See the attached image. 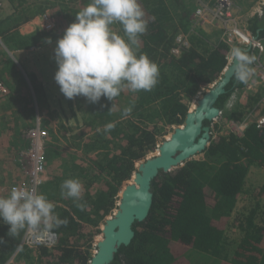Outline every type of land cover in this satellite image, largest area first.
<instances>
[{
	"label": "trees",
	"instance_id": "16d2710c",
	"mask_svg": "<svg viewBox=\"0 0 264 264\" xmlns=\"http://www.w3.org/2000/svg\"><path fill=\"white\" fill-rule=\"evenodd\" d=\"M41 1L38 8H43L33 15L49 10L59 32L74 22L79 12L74 9L82 6L73 5L76 0ZM139 2L149 22L136 48L138 54L144 53L157 63L158 83L151 91L133 93L125 89L114 101L101 97L98 103H89L85 97H77L82 120L78 121L79 128L78 125L70 128L74 131L67 139L71 138L90 161L86 168H80L84 176L79 179L83 188L79 203L85 205L84 210L72 198L61 195V184L69 176L51 175L40 190L43 193L51 190L47 198L55 205L59 218H66L68 224L53 229L58 236L55 246L37 249L24 246L16 252L15 259L29 260L28 264H89L92 255L87 244L99 232L98 225L110 213L115 195L131 178L136 162L155 149L162 128L184 123L189 101L221 76L229 46L218 37L215 42L208 41L216 32L189 34L190 45L178 55L171 52L175 36L188 29L191 9L185 0ZM20 15L21 20L30 18ZM13 25L0 31L16 46L46 41L44 32L37 30L22 36L11 30ZM112 26H116L113 31L124 35L121 24ZM248 28L264 36V9L261 16L254 15L248 21ZM243 86L233 75L225 93L218 97L217 106L221 108L226 97ZM122 97L127 99L124 103ZM257 99L258 95H248L246 106H238L227 118L241 120ZM127 106H133V111L122 118V110ZM110 122L115 127L105 133L103 128ZM210 122L205 120L204 124ZM263 149L264 127L257 128L251 122L241 137L228 132L214 139L211 133L208 145L200 152L202 158L188 159L169 171H159L152 181L153 200L147 217L134 222V237L128 245L118 247L111 264H194L187 257L189 252L209 256L215 264H264V222H254L256 204L242 218L233 216L236 201L245 191L249 168L264 163ZM262 185L259 197L264 196ZM260 203L264 202L260 201L258 208L264 220L261 208L264 205ZM230 219L237 223L233 225L239 226L242 234L228 253L224 225ZM9 227L0 220V238L4 241L0 244V264L15 253L24 233L11 237Z\"/></svg>",
	"mask_w": 264,
	"mask_h": 264
},
{
	"label": "clouds",
	"instance_id": "9594fccd",
	"mask_svg": "<svg viewBox=\"0 0 264 264\" xmlns=\"http://www.w3.org/2000/svg\"><path fill=\"white\" fill-rule=\"evenodd\" d=\"M145 17L139 0H90L75 15L74 22L54 48L57 64L54 80L64 97L83 96L89 103H98L101 97L114 101L125 89L133 93L151 91L158 83L159 67L146 54H138L136 48L139 36L147 31L149 21ZM117 22L122 25L123 36L111 28ZM46 42L51 43V39ZM231 57L235 61L236 79L247 84L255 75L252 65L256 56L241 47H233ZM132 111L133 106L124 107L122 118L130 116ZM114 127V123H107L103 131L107 133ZM81 193L78 179H66L61 184V195L72 198L84 210L85 205L79 203ZM54 208L47 196L34 188L13 186L8 196L0 197V220L10 226L11 237L26 230L43 240L53 229L68 224Z\"/></svg>",
	"mask_w": 264,
	"mask_h": 264
},
{
	"label": "rangeland",
	"instance_id": "374dc122",
	"mask_svg": "<svg viewBox=\"0 0 264 264\" xmlns=\"http://www.w3.org/2000/svg\"><path fill=\"white\" fill-rule=\"evenodd\" d=\"M11 1L12 0L10 1L7 0L6 2L7 7L9 8L7 10V13L13 10L12 5L10 4L8 5V3H10ZM199 1L200 0H185L186 4L188 3L187 5L191 9L189 16ZM41 3H42L41 0H22V2H18V4L20 5L18 7L20 9L23 8V11L27 12L25 15L29 17V15H33L34 13H36V11L43 8V7L38 8L42 5ZM88 3H90V0H78V1L76 0V2H74L73 5L80 4L82 6L80 8H75L74 10H76V12L80 11ZM248 11H249V8L248 10H246V13ZM246 13L244 12V10L240 9L241 19H242L243 24L244 22L248 24V21L252 18V17L247 16ZM12 14L13 13L11 12L3 18L0 17V21H3L5 23L8 16ZM74 15L75 14H73V17ZM19 18L21 20L22 16L20 15ZM39 22L40 20L36 24V21H33L32 22L33 27L36 28L37 25L39 26ZM18 24L19 22L14 23V25L16 26ZM25 27L27 28L30 26L27 25ZM111 28L112 30H115L116 26L113 27L111 25ZM217 36H218L217 33H213V37H210V40L208 41L215 42L216 39L214 38H217ZM0 47L5 48V45L2 42V40H0ZM55 47L56 46H54V48ZM54 48H51V51H49L45 55V58H44L45 63H43V66L45 67L49 66L51 70L54 71L52 74L53 76L55 72L57 71V64L54 59ZM53 82H54V79H53ZM211 86L212 84H209L207 87L202 88L193 97V99L189 101V109L194 107L193 105L195 104L196 99H198L202 95V93L208 90ZM59 96H61L64 99V101L60 103L52 104L53 105L52 115L50 117L52 127H49L48 124H46L45 127L43 126L42 116L39 113L40 111L45 110L46 105L49 106L48 102L46 103V105L45 103H41L38 105V102H37L36 108L38 109L37 111L39 110L40 111L34 117L30 116V114H26L25 119H30V123L29 124L24 123V125L23 123L17 124V122L14 125V122L9 120L7 117H4L3 115L7 113L6 109L9 107L7 106V104L6 105L0 104V117H1L0 119V197L8 196L13 184H25L27 182L28 177H29L28 170L30 168V159L28 157L27 149H29L30 147L31 140L28 141V139H26L25 133L27 130L29 131V129H32L36 125H38L39 131L43 133L46 137L44 150H45V162H46L45 166H46L48 176L53 175V174H57V175L65 174L66 176H69V179L75 178L78 180L81 179L82 176H84V174L82 175L83 172L80 173V168L82 167L86 168V166H88L90 161L87 159V156L83 153V150L81 149L80 151L79 148L77 149V145H74L73 142H71V138H70V141L67 139L69 136L72 135L74 131V130H71L70 128L73 129L75 128L76 125H78V128H79L80 125L78 124V121L81 123V120H82V118H80L81 110L76 104L77 99H78L77 97L79 96L75 97L74 99H67L60 92V90L57 89V94L55 95V97L59 98ZM126 100H127L126 97H122L121 103H124ZM244 101H245V96H244V92L242 89H238V91L231 92L229 94L228 99L226 97L225 101H223V105L220 108L221 112L218 118L211 120L212 122L209 123V127H211L212 129L211 133L214 139L217 138L219 135L226 133L225 130H221L217 126L220 125V123L222 124V120L224 118H227V115L231 111L236 110L238 106L245 107L246 104H244ZM47 108L51 109L50 107H46V109ZM180 125H174L171 127L165 126L164 128L161 129V135L158 138V143L155 149L147 153L144 159L136 162L135 171L137 170V166L140 162L156 154L157 146L161 143V141L170 136L174 127H177ZM25 128H28V129H25ZM72 153H74L73 156H72ZM202 156H203L202 153H197L196 155L192 156L190 159L192 158L199 159V158H202ZM134 172L131 178L125 181L122 186H125L126 184L132 182V177L134 176ZM49 179L50 178H48L46 182H48ZM263 183H264V166L252 165L249 168V171L246 176V182L244 186L245 191L243 192V194L239 195L236 201V206L233 209V216L236 215L242 218L244 214L246 213V211L248 210V208H251L252 210L254 209V206L256 204L254 222L255 223L264 222L263 218L260 215L261 214L260 211H258V208H260L259 202L260 201L264 202V198H263L264 196L259 197L258 195L259 191L263 187L262 185ZM43 184L38 186L37 192L43 193L40 190ZM121 188L115 195L114 205L110 213L98 225L99 232L97 234H94L92 237V240L89 241L87 244V250L91 255L96 250V242L102 238L101 228H102L103 221L108 216H110L117 207L116 197H119L121 193ZM47 189H50V187ZM49 193H52L51 190L48 193H43V194H45L46 196H49ZM53 197H56V196H53ZM260 204L264 205V203H260ZM261 208L264 209V206H261ZM233 223L237 225V223L233 219H230L228 223L224 225L225 237L228 243V245L226 246L227 248L226 252L228 253H231L233 251L236 243L239 241L241 234H242L239 229V226L233 225ZM78 245H80V243ZM187 257L194 264H215L209 256L201 257V255L198 253L189 252ZM28 262L29 260L17 258V259H14L13 262H10V264H28ZM32 264H35V263L32 262Z\"/></svg>",
	"mask_w": 264,
	"mask_h": 264
},
{
	"label": "built area",
	"instance_id": "2783aa9c",
	"mask_svg": "<svg viewBox=\"0 0 264 264\" xmlns=\"http://www.w3.org/2000/svg\"><path fill=\"white\" fill-rule=\"evenodd\" d=\"M4 4L5 0H0V11ZM240 9V5L234 0H200L188 18L187 31H181L175 36V43L171 49V52L174 55H178L181 50L190 45L188 40L189 34L197 35L201 32L212 34L213 32H216L218 34V40L223 41L229 46L225 67L232 61L231 49L233 47H241L248 51L250 55L256 56V61L252 65L255 69V75L247 84H244L242 88H237L234 91L242 89L245 98L248 95H258L257 101L241 120L224 118L222 124L220 123V125L217 126L221 130H225L226 133L232 132L238 137L243 136L245 127L248 123L254 122L257 128L264 127V36L253 33L248 28L247 23L244 22L243 24ZM263 9L264 0H260L255 5L254 9L248 11L246 14L249 17H253L254 15L261 16L263 14ZM39 20V28L42 31L51 32L56 27V20L47 9L39 15ZM225 67L223 69H225ZM8 92L9 89L7 85L0 77V98L7 95ZM218 116L214 119L218 118ZM211 130L212 129H210V135ZM25 137L28 141L31 140L30 147L28 146L29 149H27L28 157L30 159V168L28 170L29 177L25 184H13L12 187L26 186L28 188H34L37 191L38 186L45 183L48 179L44 150L46 137L39 131L38 125L29 129V131L27 130ZM262 166H264V163ZM57 241L58 236L54 231L43 240H38L36 234L25 230L17 250L5 264L13 262L16 252L20 250L21 247L25 246L31 249H37L41 246L52 247L57 244Z\"/></svg>",
	"mask_w": 264,
	"mask_h": 264
},
{
	"label": "water",
	"instance_id": "95a60500",
	"mask_svg": "<svg viewBox=\"0 0 264 264\" xmlns=\"http://www.w3.org/2000/svg\"><path fill=\"white\" fill-rule=\"evenodd\" d=\"M234 63L232 58L219 79L187 111L184 123L174 127L170 137L157 146L158 152L138 164L132 182L122 186L119 197H116L115 211L102 223V238L96 242L89 264H111L118 247L131 242L134 222L144 220L151 208L152 181L159 171H169L182 165L208 145L210 127L204 121H211L219 115L220 108L216 102L234 75Z\"/></svg>",
	"mask_w": 264,
	"mask_h": 264
},
{
	"label": "crops",
	"instance_id": "0c3cea01",
	"mask_svg": "<svg viewBox=\"0 0 264 264\" xmlns=\"http://www.w3.org/2000/svg\"><path fill=\"white\" fill-rule=\"evenodd\" d=\"M234 1L239 4L241 9L246 13L248 8L249 11L254 9L255 5L260 0ZM6 2L7 0H5V4L0 11V17L3 18L11 12L13 14L8 16L7 19L5 18V23L0 21V30L8 25L19 22L17 26L13 25V28L11 29L16 34L26 36L39 30L47 34L46 41L50 38L51 43L45 41L43 43L39 42L38 44H31L27 47H20L14 45V42L11 43L7 41L4 34L0 31V40H2L5 45V48L0 47V77L4 80L9 89L8 94L0 98V104H7L9 107L6 109L7 113L4 112L5 114L3 116L14 122V125L16 122L17 124L23 123V125L24 123L29 124L30 119H25V115L30 114V116L34 117L40 111H37V102L38 105L41 103H45L46 105L48 102L49 106L46 105L45 110H42L39 113L42 116V119H44L42 124H48L49 127H52L50 121L52 104L63 102L64 99L61 96H59V98L55 97L57 89L59 88L55 80L53 82L54 76L52 74L54 71L51 70L49 66H43V63H45V55L51 51V48L56 46V41L62 37L64 32H59L55 29L51 32L42 31L38 25L34 28L32 22L36 21L37 24L39 21L38 14H28L30 17L29 19L20 20L19 13H23L24 15L27 13L23 11V8L20 9L18 7L20 6L18 2H22V0H12L8 3V5H12L13 8L9 13H7L9 8L7 7ZM27 25L30 27L26 28L25 26ZM46 107H50L51 109H46ZM50 176H48V178H51Z\"/></svg>",
	"mask_w": 264,
	"mask_h": 264
},
{
	"label": "bare ground",
	"instance_id": "6f19581e",
	"mask_svg": "<svg viewBox=\"0 0 264 264\" xmlns=\"http://www.w3.org/2000/svg\"><path fill=\"white\" fill-rule=\"evenodd\" d=\"M212 85H213V84H212ZM194 105H195V104H194ZM194 105H193V106H194ZM191 109H192V108H191ZM180 126H181V125H180ZM169 137H170V136H169ZM169 137H168V138H169ZM168 138H166V139H168ZM157 152H158V149H157L156 153H157Z\"/></svg>",
	"mask_w": 264,
	"mask_h": 264
},
{
	"label": "flooded vegetation",
	"instance_id": "af4514ba",
	"mask_svg": "<svg viewBox=\"0 0 264 264\" xmlns=\"http://www.w3.org/2000/svg\"><path fill=\"white\" fill-rule=\"evenodd\" d=\"M209 126V125H208Z\"/></svg>",
	"mask_w": 264,
	"mask_h": 264
}]
</instances>
